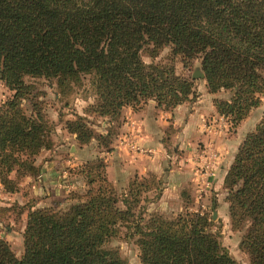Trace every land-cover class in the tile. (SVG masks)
Returning <instances> with one entry per match:
<instances>
[{
	"label": "trees",
	"instance_id": "trees-1",
	"mask_svg": "<svg viewBox=\"0 0 264 264\" xmlns=\"http://www.w3.org/2000/svg\"><path fill=\"white\" fill-rule=\"evenodd\" d=\"M164 47L165 61L141 57ZM176 56L184 67L198 58L208 92H229L212 103L236 125L264 89V0H0V80L12 91L0 101L3 187L16 188L12 170L35 175L33 156L50 142L37 102L34 114L21 106L33 89L25 76L54 79L61 96L88 74L95 96L89 111L116 119L126 104L151 98L169 110L187 98L194 78L174 71ZM65 127L80 144L110 142L109 128L96 132L80 114L65 119ZM103 167L100 158L83 165L86 189L66 207L29 209L20 256L0 237V264H126L116 249L102 246L121 225L135 235L139 264H237L206 213L141 220L133 208L141 190L158 181L134 176L118 194ZM222 186L231 228L245 226L239 244L248 264H264V112L237 144Z\"/></svg>",
	"mask_w": 264,
	"mask_h": 264
},
{
	"label": "rangeland",
	"instance_id": "rangeland-1",
	"mask_svg": "<svg viewBox=\"0 0 264 264\" xmlns=\"http://www.w3.org/2000/svg\"><path fill=\"white\" fill-rule=\"evenodd\" d=\"M168 52L169 49L164 47L155 57L145 54L141 57L146 62L165 61ZM198 63V58H194L188 67H184L178 56L172 59L174 71L184 76H190L195 68L200 70ZM89 79L90 75L85 74L80 85L73 86L69 93L58 96L54 79H46L42 76L24 77L26 82L32 83L33 89L25 99H21V106L24 112L30 115L34 114L32 103L37 102V107L47 119L50 142L47 147L40 148L33 156V164L37 167L35 175L16 176L14 170L9 172V177L15 181L16 188L13 191H7L0 182V237L9 243L13 253L19 257L22 252V231L27 211L42 206L61 209L75 201L74 194L81 196L86 189L83 165L100 158L104 163V175L118 194L126 190L128 181L134 176L145 178L153 175L154 180L158 181L156 187L151 185L150 188L141 190L139 202L133 208L135 215H140L141 220L151 213L171 218L184 211L204 212L209 216L210 229L216 231L220 244L228 250L237 264H248V255L239 244L245 226L238 229H232L230 226L222 176L232 160L237 144L247 131L253 129L264 112V89L257 94L258 105L251 107L236 125H230L227 118L218 114L211 103L213 97L224 98L229 92L220 90L211 93L212 96L209 98L203 94L204 91L208 92L204 79L194 78L191 93L180 103L185 104L184 109H190V105L200 102L201 105H198V111L194 116L198 134L185 135L183 142L181 140L183 131L180 130L181 119L174 113L176 106L169 110L157 107L160 111L153 110V113L160 119L163 130L160 139L164 146V149H161V156H156L158 172L146 171L138 174L131 171L116 179L114 167L109 163L113 160L111 153L115 146L123 155V157L121 154L118 155L120 158L117 159L122 165L129 161L125 155L131 150L140 155L149 150L145 147L129 146L128 139H132L130 137L132 124L130 114L125 108L127 104L121 107L116 119L97 116L89 111L88 106L95 100ZM11 93L12 91L0 80V101ZM199 96L202 99L197 101ZM147 100L139 101L133 106L149 105L150 102ZM210 104L213 105L212 108ZM184 109L181 117L184 115ZM75 114L84 116L87 125L96 132H105L106 127L109 128L112 132L108 146L97 145V140L94 138L84 144L78 143L75 134L65 127V119L74 118ZM49 163L52 164L55 172L47 173L49 178L44 181L39 174L50 167ZM171 165L182 166L187 172L181 186L177 187L181 189L179 193L164 194L162 185L166 179L163 174L167 173ZM57 175H60V181L56 179ZM158 190L160 192L155 196ZM213 212L214 217H212ZM134 238L132 229L121 225L117 233L106 239L102 246L116 249L125 259L126 264H139L138 247Z\"/></svg>",
	"mask_w": 264,
	"mask_h": 264
},
{
	"label": "crops",
	"instance_id": "crops-1",
	"mask_svg": "<svg viewBox=\"0 0 264 264\" xmlns=\"http://www.w3.org/2000/svg\"><path fill=\"white\" fill-rule=\"evenodd\" d=\"M204 96H209L211 98L212 94L208 92H203ZM207 98V97H206ZM202 97H198L197 101L201 100ZM149 105H142L141 107H134L131 105H126V111L129 112V118L130 123L132 124L131 127V133L130 137L132 140H134L133 144L138 147H145L146 149H149V151L146 153H143L140 155L139 153L134 152L131 150L128 155L126 154L125 157L129 160L125 163L120 164L117 159L118 155L121 154V151L117 149L115 146V149L112 151V161H109L110 164L113 165L114 171L116 174V179L121 177L123 174H127L131 171H135L138 174L145 173L146 171L151 172H158V165L156 156H161L162 151L161 149H164V146L162 145L161 134L163 132L162 125L160 123L159 117L153 113V110H157V107L154 104V101L152 99L147 100ZM193 103L190 105V109H184L185 104L179 103L176 105L174 110V113L177 115L179 119H181V131L183 133L181 134L182 138L181 140L184 142L183 137L185 135H195L198 134V128L195 126L194 116L195 113L198 111V105L201 104ZM212 103V102H211ZM210 107L212 108L213 105L210 104ZM154 108V109H153ZM174 108V109H175ZM184 109V115L181 117V112ZM125 111V112H126ZM198 123V122H197ZM187 142V141H186ZM129 147V146H128ZM160 150V151H159ZM138 156V157H136ZM140 156V157H139ZM121 157L123 155L121 154ZM50 167H47L45 170L40 172L39 176L42 177L44 181H47L49 172H55V170L52 168V164L49 163ZM123 166V167H122ZM187 170L183 168L182 166H170L168 167L167 173L163 174L165 175V183L162 185V193L164 194H176L179 193L181 189L177 188L178 186H181L182 182L184 181V175ZM50 173V176H52ZM57 173V172H56ZM56 179L58 181L61 180L60 175H57ZM60 179V180H59Z\"/></svg>",
	"mask_w": 264,
	"mask_h": 264
},
{
	"label": "water",
	"instance_id": "water-1",
	"mask_svg": "<svg viewBox=\"0 0 264 264\" xmlns=\"http://www.w3.org/2000/svg\"><path fill=\"white\" fill-rule=\"evenodd\" d=\"M191 78H196V77H203V72L200 71L198 68H195L192 70L191 74H190ZM215 216V213H212V217Z\"/></svg>",
	"mask_w": 264,
	"mask_h": 264
},
{
	"label": "built area",
	"instance_id": "built-area-1",
	"mask_svg": "<svg viewBox=\"0 0 264 264\" xmlns=\"http://www.w3.org/2000/svg\"><path fill=\"white\" fill-rule=\"evenodd\" d=\"M128 142H129V146H130V147H137V146H135V145L133 144L134 140H132V139H128ZM148 150H149V149H148Z\"/></svg>",
	"mask_w": 264,
	"mask_h": 264
}]
</instances>
